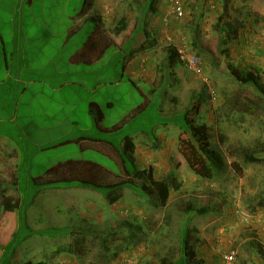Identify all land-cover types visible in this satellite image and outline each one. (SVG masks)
I'll return each instance as SVG.
<instances>
[{
  "label": "rangeland",
  "instance_id": "374dc122",
  "mask_svg": "<svg viewBox=\"0 0 264 264\" xmlns=\"http://www.w3.org/2000/svg\"><path fill=\"white\" fill-rule=\"evenodd\" d=\"M150 1L121 2L146 5ZM158 1L157 16L149 11L148 30L157 27L161 45H165L162 50H157L158 70L153 81L161 80L166 84L155 89L150 96L154 102L145 114L151 117L157 116L158 112L163 116L160 109L167 116L172 108L175 117L185 118L186 112L191 123H205L211 137L207 143L222 150L228 164L226 172L214 179L193 172L180 148L182 139L189 141V135L179 125L172 124L166 130L170 131V139L177 136L179 151H174L171 161L164 166L153 167L156 179H167L173 173L181 183L179 190L173 189L169 206H162L155 195L150 199L141 197L129 188L122 191L121 200L109 204L102 191L93 188L68 187L64 181L54 187H44L29 208L28 222L34 228H63L65 234L56 237L32 235L18 247L13 258L15 264H22L27 259L46 264H160L161 257H174L178 253L180 231L186 220L192 237L198 239L199 254L205 264H218L220 253L232 249L236 251V264H264V151L256 152L247 161L243 157L247 149H264V95L252 86L243 85L240 79L236 80L228 68L245 70L254 67L259 70L264 83V0H183L186 13L182 18L173 14L171 0ZM1 3L9 12L8 7L16 0H2ZM69 3H75V0H69ZM225 12L224 20L244 23L238 39L228 45L229 54L220 53L216 30V23ZM1 13L0 8V16ZM191 28L200 34L206 51L199 55L204 68L199 75L189 71L183 61L177 60L169 65L167 57L162 59L171 45L180 47L185 44L194 52ZM166 45L169 47L165 48ZM175 74L179 80L173 83ZM127 87L117 88L116 93L124 107L129 103ZM165 88L167 93L163 99ZM171 96L176 97V102H171ZM142 101L145 102V98L134 91L131 106ZM152 123L149 119L145 121L147 132H153ZM163 130L164 126L155 128L158 133ZM118 135L114 138L123 141L125 134ZM134 137L137 142L138 137ZM153 138L147 136V140L155 141ZM85 150L77 154L94 155L95 161L109 166H106L109 170H101L96 182L108 184L128 177L124 167L114 165L104 153ZM38 152L27 164L23 162V168L36 175L38 172L45 174L52 166L58 165L64 154L62 148ZM66 167L61 166V170L46 180L90 177L93 171L85 166ZM2 170L0 168V242L5 244L16 230L18 221L17 212L1 209L2 201L8 195L16 199L19 193L17 189L15 192L3 190ZM147 192L151 193L152 189L147 187ZM186 202L208 205L210 211L187 216L177 204ZM129 222L136 227L135 238H140L138 244L132 245L131 237L116 230L106 237L107 249H104L102 242L91 239L92 235L87 232L89 229L106 232ZM79 229L85 230L81 235L87 233L82 241L80 238L81 244L73 248L72 253L60 251L65 245L74 243V231Z\"/></svg>",
  "mask_w": 264,
  "mask_h": 264
},
{
  "label": "crops",
  "instance_id": "0c3cea01",
  "mask_svg": "<svg viewBox=\"0 0 264 264\" xmlns=\"http://www.w3.org/2000/svg\"><path fill=\"white\" fill-rule=\"evenodd\" d=\"M92 1L16 0L7 12L0 0V168L6 192L16 191L13 184L24 146L32 152L62 148L58 163L66 168H91V175L96 172L93 178L109 166L95 161L94 155L77 153L85 149L104 153L114 165H122L118 138L114 137L124 134V129L132 127L138 137L135 156L141 168L164 166L179 151L177 136L170 139L166 130L172 124L155 121L153 132L145 128L149 119L145 112L153 101L150 96L162 83L153 81L158 70L157 50L165 46L157 27L148 30V7L123 0ZM91 22L94 31L88 29ZM167 49L162 59L167 57L169 64L171 50ZM178 80L175 74L172 82ZM134 82L145 102L132 107ZM124 84L129 86L127 107L120 105L116 94ZM170 100L176 102V97ZM172 111L169 108L170 120L175 118ZM122 123L126 124L121 130L112 132ZM160 126L164 130L158 133L155 128ZM148 135L156 136L157 143L147 140ZM36 176L46 180L54 175L38 172Z\"/></svg>",
  "mask_w": 264,
  "mask_h": 264
},
{
  "label": "trees",
  "instance_id": "16d2710c",
  "mask_svg": "<svg viewBox=\"0 0 264 264\" xmlns=\"http://www.w3.org/2000/svg\"><path fill=\"white\" fill-rule=\"evenodd\" d=\"M92 2V0H80V3ZM158 4V0H151L146 5H144V3H141V5L139 4V6L143 7L144 9L148 7L147 10H149L150 12H155ZM226 15L227 13L225 12L223 17H220L219 21L216 23V30L219 35V50L222 54H229L228 45L231 43V41H235L238 39L239 30H241V28H243L244 26V23L242 22L237 24L232 20H224ZM93 23L94 22H91V26H88L89 30L92 29ZM191 32L192 47L194 49V52H196L197 55H204L206 51L203 47L200 34L196 29H192ZM169 50H171L169 54V64H172L177 59V54L175 51L176 47L174 45H171L169 47ZM228 68L230 73L236 80L240 79L243 85L252 86L264 95V83H262L261 81V77L259 75L260 72L258 69H255L254 67H248L245 68V70H237L232 66H229ZM239 75L242 76L240 77ZM165 84L166 83L163 82L160 83V85H158L156 89L162 88ZM125 85L126 84H124V86ZM120 87H122V85L118 86V88ZM131 87L133 92L137 91L135 90V82L133 85H131ZM166 93L167 90L165 88V94L162 97H165ZM127 94H129V89ZM132 99H134V93L132 95ZM159 112H162V110L159 109ZM184 114L185 118H181L180 116V118L175 117L173 120L168 119V115L166 116L164 114L163 116L160 114H158L159 116L152 115L151 117H149V120L151 122L156 121L159 124H164L165 126H168V124L179 125L180 128L187 132L189 135V141H185L182 139V145H180L181 151L187 158L189 168L203 178L214 179L217 177H221L228 168L227 160L225 159L222 150L215 144L207 143V141L210 142L211 137L205 123L199 125L193 124L189 121L188 114L186 112ZM99 117L100 116L96 114V122H99L101 120V118ZM125 124L126 123H122L115 128H112V132H118L123 128ZM131 130H133L132 127L124 129L127 135L123 137V141L118 138V146L120 150L119 154L122 159V166L124 167L128 177L124 178L123 180L108 184H101L99 182H96L95 178H92V176H83L79 179L49 178L47 180H42L41 177H37L36 174L32 173L31 171L28 172V170L23 168V162L27 164L26 162L34 158L35 153H38V150H34L32 152V150L29 151L24 146V149H22L21 151L22 157L20 166L18 168L17 180L15 181V184H13L19 193L18 197L14 199L13 196H7L3 199L1 205V209L4 211L17 212L18 225L8 242H6L5 244L0 242V249L2 250V253L0 255V264H15L13 262V258L16 255L18 247H20L23 242L32 235H48L56 237L65 234L63 228H34L28 222L29 208L31 207L33 202H35L37 196L40 194L41 189L48 186L54 187L61 181L66 182V186L68 187L77 186L83 188H93L102 191V194L108 200L109 204H115L116 202L121 200V198L123 197L122 191L125 188H129L137 192L141 197L150 199L151 196L155 195L156 200H158L162 206H169V201L171 199L173 189L179 190L181 187V183L177 181V178L173 173L168 175L167 179H156L153 167L141 168L137 165L135 156L136 144L133 137L134 130ZM118 134L117 135L120 136V133ZM154 137L156 138V140L155 138H153L155 140L153 142L157 143V137ZM183 143H185L186 146ZM261 151H264V149H247L246 154H244L243 157L246 158L247 161L248 158L254 157L257 154L256 152L262 153ZM61 166L64 165L59 163L58 165L52 166V168H50L48 171V175L54 174L55 172L57 173L59 170H61ZM147 187H150L152 189L151 193L147 192ZM177 204L178 208L180 207L183 213L187 216L192 214H205L210 211V207L208 205L198 206L192 202ZM135 228L136 227L132 226L129 222V224L127 223L123 226L114 227L113 230L111 229L112 231L109 229H107L106 232L101 230L96 231L95 229H89V231L87 232L92 235L91 239L95 238L99 240L100 242H102L104 249H107L106 237L110 236V232L114 233L116 230L117 232L118 230H120L122 233H125L129 237H131L132 241L130 243H132V245L138 244L140 238H135ZM182 228L183 229L180 231V248L178 253L174 257H161L160 264H205V260L201 258L199 254L198 239L192 237L191 232L189 231L187 220L184 221V225ZM84 231L85 230L83 229H79L76 232L74 231L76 235L74 243L71 245H65V247H63L62 249L60 248V251L72 253L73 248L75 249V247L78 246V244L86 237L85 235L87 233L81 235L82 232L84 233ZM80 238L81 241H79ZM22 264L46 263L44 261H34L32 259H27Z\"/></svg>",
  "mask_w": 264,
  "mask_h": 264
},
{
  "label": "built area",
  "instance_id": "2783aa9c",
  "mask_svg": "<svg viewBox=\"0 0 264 264\" xmlns=\"http://www.w3.org/2000/svg\"><path fill=\"white\" fill-rule=\"evenodd\" d=\"M172 12L177 18L185 16L186 10L183 0H171ZM177 53L179 58L183 61L185 67L194 74H201L203 72V64L201 58L196 53L192 52L185 44L178 46ZM218 264H236V251L230 250L222 252L219 255Z\"/></svg>",
  "mask_w": 264,
  "mask_h": 264
},
{
  "label": "clouds",
  "instance_id": "9594fccd",
  "mask_svg": "<svg viewBox=\"0 0 264 264\" xmlns=\"http://www.w3.org/2000/svg\"><path fill=\"white\" fill-rule=\"evenodd\" d=\"M175 51H176L177 57L179 58V55H178V53H177V48H176ZM179 60L182 61L180 58H179Z\"/></svg>",
  "mask_w": 264,
  "mask_h": 264
}]
</instances>
